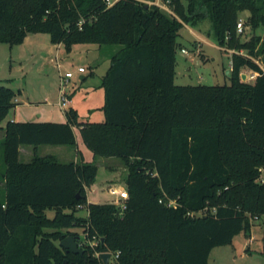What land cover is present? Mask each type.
Masks as SVG:
<instances>
[{"label": "trees", "instance_id": "obj_1", "mask_svg": "<svg viewBox=\"0 0 264 264\" xmlns=\"http://www.w3.org/2000/svg\"><path fill=\"white\" fill-rule=\"evenodd\" d=\"M170 1L176 16L140 0L110 8L105 0H0L2 44L48 33L67 51L118 46L101 84L103 122L80 121L73 108L65 123L7 121L17 95L0 85V264H103L97 254L107 252L111 264H209L213 249L264 218V69L256 60L264 63V41L241 42L237 33L242 11L247 25L264 28V0ZM205 19L219 46L236 52L231 84L178 86L180 32ZM243 68L258 77L242 81ZM75 128L94 156L125 164L123 212L88 201L98 166L79 154L67 163L37 154L41 146L76 148ZM22 146L35 149L30 163L20 160ZM76 228L83 254L60 246L80 236Z\"/></svg>", "mask_w": 264, "mask_h": 264}, {"label": "rangeland", "instance_id": "obj_2", "mask_svg": "<svg viewBox=\"0 0 264 264\" xmlns=\"http://www.w3.org/2000/svg\"><path fill=\"white\" fill-rule=\"evenodd\" d=\"M183 3L185 6L188 5V0H183ZM168 8L161 10L168 15V10L174 12L171 5ZM249 16L248 11L240 13L239 19L246 23L240 41L249 42L258 37L264 41V28H253L249 23L247 25ZM180 34L176 56L175 84L178 86L230 85L234 50L219 46L213 32L212 21L205 19L195 25L185 24ZM196 35L200 37H196ZM117 50L118 46L100 47L87 43L76 44L72 51L62 48L59 50V56L62 58L63 67L58 68L57 49L51 43L50 34H30L29 38L19 45L10 46L0 43V85L10 87L16 92L17 100L20 102L18 107L27 103L25 106L28 108H22L21 113L24 118H28L29 122L46 120L51 122L58 115L64 121L66 119L65 111L71 108L78 112L84 122H102L105 119V113L101 109L105 104V96L101 94V84L111 66V58ZM240 53L246 55L245 52ZM256 60L264 69L261 57ZM81 65L86 70L84 75L87 79L85 81L80 80L79 74L81 73L76 71ZM67 69L75 71L71 83L65 85L72 104L70 107L62 109L59 105L62 88L60 73L63 76ZM251 72L248 68H243L241 74L249 75ZM242 81L248 82V78ZM15 108L12 109L9 117L17 109ZM75 134L77 147L65 146L68 153L63 157L75 160L79 154V158H83L85 162L98 166L96 182L87 190L89 192L88 199L97 203L111 201L114 197L108 192L109 185L119 187L120 190L126 188L128 170L125 164L118 158L94 156L84 144L78 128H75ZM2 137L0 130V142L4 140ZM42 147L43 152L48 149L45 146ZM63 157L59 160L67 162L66 159H62ZM4 170L3 152L0 150V174ZM262 179H264V172ZM2 199L3 193L0 188V200ZM47 214L50 217L55 215L53 211H48ZM80 214L86 216L87 211L83 210ZM72 231L78 232L81 242L86 243L83 229L76 228ZM231 248H236L238 257L243 254L248 256L240 258V262L236 264H264V218L252 220L250 230L241 232L235 237L231 246L223 249L230 251ZM217 255V250L213 251L211 264H214V258Z\"/></svg>", "mask_w": 264, "mask_h": 264}, {"label": "crops", "instance_id": "obj_3", "mask_svg": "<svg viewBox=\"0 0 264 264\" xmlns=\"http://www.w3.org/2000/svg\"><path fill=\"white\" fill-rule=\"evenodd\" d=\"M196 37H200V36H198V35H196ZM29 38V36L26 38V39H28ZM53 46L57 49V59H58V68H61V67H63L62 66V64H61V61H62V58L59 56V50L60 49H62V48H64V46L63 45H60V44H53ZM65 49V48H64ZM59 58H60V60H59ZM80 67H84V66H79L78 68H77V70L76 71H78V69L80 68ZM85 68V67H84ZM67 72H75V71H72L71 69H67L66 71H65V73H67ZM79 72V71H78ZM78 72H76L77 74H79ZM85 72H86V70H85ZM84 72V73H85ZM84 73H81V74H79V78H80V80H82V81H85L86 79H87V77L84 75ZM61 75H62V73H60V77H61ZM74 76H75V74H74ZM74 76H73V78H74ZM71 79H69L68 81H66L67 82V84H70L71 83ZM101 94L103 95V96H105V90L102 88V86H101ZM59 102H60V100H59ZM16 103H17V106H16V110L15 111H13V113H12V115L7 119V121H13V122H29V120H28V118H24V115H23V113H21V109L22 108H28V106H25L27 103H25V105H23V106H20V107H18V104L20 103L19 102V100H17V98H16ZM71 104H72V102H71ZM71 104H70V106H71ZM69 106V107H70ZM55 108V107H54ZM99 109V108H98ZM104 112V111H103ZM27 119V120H26ZM7 121H6V123H7ZM61 120V118H60V115H58L57 117H56V119H54L53 121H51V122H54V123H65L66 121H67V119H65L64 121H62ZM80 121H83V120H81V117H80ZM103 121H105V119L104 120H102V122ZM30 122H36V121H30ZM44 122H49V120H46V121H42V122H40V123H44ZM84 122V121H83ZM6 123H4V127L3 128H5V125H6ZM80 131V130H79ZM1 132H2V135H3V137H2V139H4V136H5V132H4V130H1ZM81 136V135H80ZM46 148H48V149H45V151L43 152L42 151V146L41 147H39L38 148V150H37V154L40 156V157H46V156H54V157H56L58 160H59V158H61V157H63V156H66L67 155V149H65L66 147L65 146H45ZM50 148V149H49ZM51 148H54V149H51ZM92 152V151H91ZM35 157V149H34V147L33 146H22L21 148H20V160H21V162H23V163H30L32 160H33V158ZM62 159H66L67 160V162H72V161H77L78 160V158L77 159H75V160H72V158H67V157H63ZM60 162H63V161H61V160H59ZM67 162H63V163H67ZM1 175V174H0ZM110 187H114V185H109L108 186V190H109V188ZM0 188H1V190H3L4 191V186H3V181L1 180V178H0ZM109 192V191H108ZM89 193V192H88ZM110 194V193H109ZM113 200V199H112ZM111 200V201H112ZM88 201L90 202V203H97V202H94V201H91L90 199H88ZM111 201H108V202H111ZM87 216V215H86ZM228 246H231V245H228ZM225 247H227V246H222V247H217V248H215V249H213L212 250V252H211V254H210V256H209V264H211V255H212V253H213V251H215V250H217V256L214 258V264H226V263H232V264H236V263H238V262H240L239 260H240V258H247L248 256L246 255H241V256H237V254H236V248H234V249H230V251H228V249H223V248H225ZM234 247V246H233ZM228 252V253H227ZM231 252V253H230ZM245 256V257H244Z\"/></svg>", "mask_w": 264, "mask_h": 264}, {"label": "built area", "instance_id": "obj_4", "mask_svg": "<svg viewBox=\"0 0 264 264\" xmlns=\"http://www.w3.org/2000/svg\"><path fill=\"white\" fill-rule=\"evenodd\" d=\"M120 0H105L107 6L113 7L117 2H119ZM143 3H146L147 5H154L159 7L160 9H169L168 6L170 5L171 1L170 0H140ZM169 15H175V13L173 11L168 10ZM245 25L246 23L242 20L239 19L238 23H237V33L239 35L244 34L245 31ZM183 52H186V50H183ZM234 53H236L234 51ZM258 62V61H257ZM78 71L80 73H84L85 72V68L84 67H80L78 69ZM259 73L258 72H254L252 71L249 75H246V78H248V82H252L254 81L257 77H258ZM74 76L73 72H67L65 73L63 76L61 75V93H60V102L59 105L62 109L67 108L68 106H70L71 104V97L70 94H68V92H66V81H68L69 79H71ZM109 193L110 195H112L114 197V199L111 201V203L117 205L118 207H120L121 211L123 212L124 210H126L127 205H126V200L129 198V193L127 188H120L119 187H110L109 188ZM170 206L175 205L174 201H171ZM206 211V210H205ZM204 211V212H205ZM257 220V218H256ZM93 246L98 245V242H94L92 244ZM101 254H97L98 257H100ZM119 256V253L116 254L115 258H117ZM113 259V256H112ZM111 259V260H112Z\"/></svg>", "mask_w": 264, "mask_h": 264}, {"label": "water", "instance_id": "obj_5", "mask_svg": "<svg viewBox=\"0 0 264 264\" xmlns=\"http://www.w3.org/2000/svg\"><path fill=\"white\" fill-rule=\"evenodd\" d=\"M149 6V5H147ZM230 73V71H228ZM246 79V75H242V80ZM80 240L81 236L75 237L73 235H69L66 237L64 240L60 242L61 248L67 250V252H72L74 254H83V250L81 249L80 246ZM104 241V240H103ZM112 253H102L100 255L101 260L103 261V264H111V259H112Z\"/></svg>", "mask_w": 264, "mask_h": 264}]
</instances>
